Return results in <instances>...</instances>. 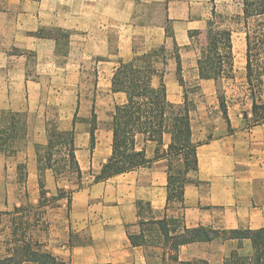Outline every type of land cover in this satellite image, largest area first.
<instances>
[{
    "label": "crops",
    "instance_id": "crops-1",
    "mask_svg": "<svg viewBox=\"0 0 264 264\" xmlns=\"http://www.w3.org/2000/svg\"><path fill=\"white\" fill-rule=\"evenodd\" d=\"M17 5L22 6V15L29 21L27 31L35 33L41 29H61L69 32L75 43L85 47L82 51L106 57L97 64L100 88L97 99H104L106 94L114 98L120 96L121 101L117 105L126 102V95L113 93L111 80L119 61L128 62L137 52L135 41L142 39L141 36L149 37L145 39V45L152 48L169 44L167 37H171L173 46L180 48L182 59L191 33L206 31L212 10L211 0H9V8ZM15 27L13 24L9 29L14 31ZM113 32L118 35V50L110 54ZM19 33L22 35V32ZM26 38L27 41L20 43L8 40L5 46L10 47L11 42L13 47L34 52L38 74L56 77L71 68L79 74L74 77L72 72L71 82L74 78L79 79L80 68L85 65L74 61L70 65L59 63L60 44L55 38H39L32 33ZM8 50L0 52V69H5L0 83L7 80L17 86L11 89L3 107L20 111L23 105L15 106V102L24 99L32 105L40 95L41 81L28 76L26 61L17 65L13 61L16 55ZM167 78L168 74L164 80ZM20 84L23 89L18 87ZM175 102L180 103L181 100ZM96 132L99 138L93 150L87 133L77 134L75 145L82 172L93 170L97 175L112 154V131L99 128ZM204 132L206 129L193 130L194 141H199ZM44 137L41 129L39 139H34L33 145H46ZM170 143V135L165 134L161 152L167 151ZM138 147H145L146 158L152 162L150 167L93 183L71 194L69 234L72 233L73 237L69 236L64 244L54 249L55 255L66 264H157L152 260L159 261V253L147 247L133 246L129 233L140 234L141 221L164 217L167 160H155V142L144 143L142 139ZM197 154L199 172L195 183L187 185L185 190L183 216L186 227H205L216 231L264 228V124L251 127L233 125L231 129H221L218 136L214 135L198 147ZM26 158L29 178L35 177L37 163L30 149ZM48 174L47 180L51 182L52 176ZM139 201L150 204L152 212L145 210L139 214ZM77 237L82 243L76 242ZM215 241L182 246L179 259L205 260L212 264L219 257L222 264L224 258L237 247V241H226L220 246L221 253L215 251L211 254L206 247H213ZM243 244L251 247L250 241Z\"/></svg>",
    "mask_w": 264,
    "mask_h": 264
},
{
    "label": "trees",
    "instance_id": "trees-1",
    "mask_svg": "<svg viewBox=\"0 0 264 264\" xmlns=\"http://www.w3.org/2000/svg\"><path fill=\"white\" fill-rule=\"evenodd\" d=\"M234 23L236 27L219 29L211 20L208 21L207 45L197 59V68L201 74H212L216 83L222 77L231 76L233 35L243 34L246 77L251 86L253 115V118L248 120L247 113H244V120L252 122L251 126H259L264 124V102L258 101L262 98L264 83V0H242L241 13L235 17ZM47 30L41 29L32 35L39 38H55L58 45L63 34H67V37L70 35L69 32L61 29H56V32L62 35L46 33ZM161 50H164V47L142 53L134 52L130 61H119L111 80V90L113 93H124L126 102L123 105H116L111 115L112 154L103 164L100 172L94 176V183L150 167L152 162L146 158L145 147H138L139 138L142 137L144 143L155 142L157 144L155 160L161 158L167 160L165 215L159 220L141 221L139 224L141 233H129L131 244L147 247L151 251L162 250L159 256L163 264H209L205 260L181 261L180 248L193 243H210L217 239L237 241L236 249L224 258L222 264H264V228L216 231L205 227L189 229L184 223L185 190L187 185L195 183L199 172L197 149L208 141L195 142L193 139L191 113L196 110V106L188 97L187 85L181 75L180 55L176 56L177 81L183 90V100L181 103H173L169 100L164 74L157 68ZM162 64L166 63L162 62ZM155 77H159L158 86L154 85ZM219 102L228 128L231 129L224 98L219 97ZM20 116L19 112L12 113L10 120L0 127V152L9 157L17 156L20 151V141L24 137L25 128ZM75 118L76 115L74 120ZM95 130L93 127L90 131L91 150L95 146ZM165 134L170 135L171 143L167 151L161 152ZM75 139L74 129L65 131L56 121L48 123L47 145L45 147L37 145L36 149L39 205L27 202L14 206L11 211L0 212L2 219L7 218V230L4 233L9 251L8 254L0 256V264H66L63 259L49 250L45 243L36 239L34 232L43 222L45 215V211H41L44 206L43 201L48 194L45 186V171L52 170L55 178L61 173V169L56 167L53 161L54 151L58 149L63 151L64 167L68 168L66 172L76 174L79 179L82 178V170L76 156ZM26 168V161L17 164L19 177L24 178ZM78 190H73L71 193ZM137 205L139 214L145 210L152 212L148 203L139 201ZM175 211L178 215H174ZM244 241L251 242L250 254H242L240 251L244 247Z\"/></svg>",
    "mask_w": 264,
    "mask_h": 264
},
{
    "label": "rangeland",
    "instance_id": "rangeland-1",
    "mask_svg": "<svg viewBox=\"0 0 264 264\" xmlns=\"http://www.w3.org/2000/svg\"><path fill=\"white\" fill-rule=\"evenodd\" d=\"M211 7L209 20L214 23L215 27L219 29L236 27L234 21L235 17L241 13L242 0H211ZM6 13L8 14L6 15ZM23 13L21 5L9 8V0H0V52H4V49L9 48L8 52L16 55V59H13V61L15 60L17 65L26 61L27 75L41 81L39 85L40 95L33 101L32 105H29V102L24 99L15 102V106L23 105L20 111H13L3 107L9 98L11 89L17 85L11 84L7 80H3L0 83V127L10 120L12 113L19 112L21 113L20 120L25 128L23 140L20 141V151L16 157H9L0 152V212L11 211L14 206L27 202L39 205L40 188L36 149L37 145L40 144L33 145V143L34 139H39L41 129L42 135L46 138V145L47 125L55 121L65 131L74 129L75 135L87 133L91 137L90 131L93 127L96 130L99 128L111 130V115L117 103L121 101L120 96L114 98L109 97V94H106L104 99H97V92L100 89L98 87L97 64L107 58L96 56L93 52L82 51L85 49L84 46L80 43H75L71 35L67 37V34L57 33L56 28H52L51 31L46 29V33L62 35L58 62L63 65L66 63L70 65V62L74 61V63L79 62L81 65H85L84 68H80L79 79L74 78V82H71L72 72H74V77L79 75L75 69L73 71L69 68L64 74L56 77L49 74H38V63L34 52H30L25 48L13 47L11 42L10 47L8 46L7 48L5 45H7L8 40L17 43L24 42L25 40L27 41L26 36L34 33L27 31L30 24L22 15ZM13 24L16 25L14 31L9 29V26L12 27ZM19 32H22V35ZM154 36L157 37L156 35ZM140 38L142 39L135 41V51L139 53L164 47V50L160 52V63L157 68L164 76L168 74V78L165 81L170 95L169 100L176 103L175 100L180 99L182 102L183 90L177 81L176 66V56L180 55V48L173 46L171 37H167L169 44L152 48H149V45H145V39L149 37L141 36ZM110 41L109 53L114 54L118 50V35L115 32L111 34ZM206 45V31L200 34L193 33L189 44L183 50L185 56L181 59V75L187 85L188 97L196 106V110L191 113L192 128L197 132L206 129L201 139L199 141L195 140L196 142H207L214 135L218 136L221 129L228 127L220 108L219 97H223L225 100L231 126L244 125V127H251L252 122L244 120V113H247L248 120L253 118L251 86L248 84L245 68L244 35L241 33L233 35V69L231 76L220 78L218 83L214 81L212 74H201L197 68V59ZM1 56L3 55L1 54ZM162 62L166 64L163 65ZM3 72H5V69H0V76ZM68 79H70L69 82L67 81ZM77 79L78 81H75ZM158 84L159 77H155L154 85L158 86ZM18 87L23 89L22 84L18 85ZM262 88V98L261 100L257 99L259 102H264V83ZM75 115L76 118L74 120ZM96 130L94 133L95 143L99 138ZM104 135H106L105 132ZM142 139L140 137L139 142ZM46 145L40 146L45 147ZM28 149L35 155L37 172L35 177L29 178L28 169L26 168V174L24 178H21L17 171V164L24 163L27 160L26 153ZM41 152L43 153V151ZM64 159L61 149L54 151L53 161H55L56 167L61 169V173L55 178L52 170L45 171V186L48 194L46 200L43 201L44 206L41 208V211H45V215L43 222L36 227L34 232L35 238L45 243L54 254L56 246L64 244L69 236L73 237L72 233L69 234L71 226L69 208L71 192L91 186L96 175L93 170H86L82 172V178L79 179L76 174L66 172L68 168L65 169L64 167ZM47 173L52 176L51 182L47 180ZM174 215H178V213L175 211ZM6 221L7 218L3 217L2 219L0 217V256L9 253L6 233H4L7 230ZM131 231L134 230L132 229ZM76 242L78 244L82 243L78 237ZM224 242L226 241L217 239L213 247L207 246L206 249L211 254L215 253V251L220 252V246ZM153 251L156 254L159 253L157 255L159 261H152L157 264H163L160 259L161 256H159L162 250ZM240 251L242 254H250L252 248L247 244ZM213 257L211 256V259H214ZM212 264H221L219 257L213 260Z\"/></svg>",
    "mask_w": 264,
    "mask_h": 264
}]
</instances>
